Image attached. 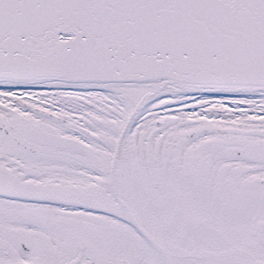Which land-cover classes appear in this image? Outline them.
<instances>
[{
  "label": "snow or ice",
  "instance_id": "6c2138e0",
  "mask_svg": "<svg viewBox=\"0 0 264 264\" xmlns=\"http://www.w3.org/2000/svg\"><path fill=\"white\" fill-rule=\"evenodd\" d=\"M0 264H264V0H0Z\"/></svg>",
  "mask_w": 264,
  "mask_h": 264
}]
</instances>
